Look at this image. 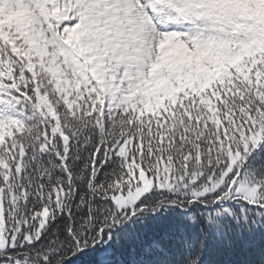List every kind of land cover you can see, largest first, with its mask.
Returning a JSON list of instances; mask_svg holds the SVG:
<instances>
[{
    "label": "snow or ice",
    "instance_id": "1",
    "mask_svg": "<svg viewBox=\"0 0 264 264\" xmlns=\"http://www.w3.org/2000/svg\"><path fill=\"white\" fill-rule=\"evenodd\" d=\"M0 264H264V0H0Z\"/></svg>",
    "mask_w": 264,
    "mask_h": 264
}]
</instances>
